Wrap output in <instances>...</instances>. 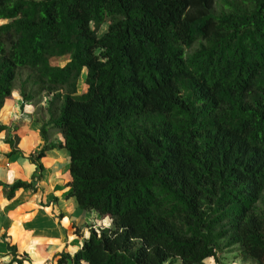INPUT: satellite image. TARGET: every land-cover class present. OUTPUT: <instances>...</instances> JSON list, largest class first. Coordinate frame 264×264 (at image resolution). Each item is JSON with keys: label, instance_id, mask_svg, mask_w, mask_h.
I'll list each match as a JSON object with an SVG mask.
<instances>
[{"label": "trees", "instance_id": "1", "mask_svg": "<svg viewBox=\"0 0 264 264\" xmlns=\"http://www.w3.org/2000/svg\"><path fill=\"white\" fill-rule=\"evenodd\" d=\"M0 21V109L47 97L37 158L66 148L68 195L110 216L57 264H264V0H0Z\"/></svg>", "mask_w": 264, "mask_h": 264}, {"label": "crops", "instance_id": "2", "mask_svg": "<svg viewBox=\"0 0 264 264\" xmlns=\"http://www.w3.org/2000/svg\"><path fill=\"white\" fill-rule=\"evenodd\" d=\"M43 114L34 102L23 103L18 89L0 109V126H7L0 130V182L33 183L31 188L16 189L12 197L0 184V264H57L62 252L73 255L81 247L90 234L89 223L101 216L80 208L76 198L68 195L66 148H51L37 158L46 143L41 133ZM62 139L57 130L48 135L49 141ZM201 264L256 263L228 252L219 254V261L209 257Z\"/></svg>", "mask_w": 264, "mask_h": 264}, {"label": "rangeland", "instance_id": "3", "mask_svg": "<svg viewBox=\"0 0 264 264\" xmlns=\"http://www.w3.org/2000/svg\"><path fill=\"white\" fill-rule=\"evenodd\" d=\"M1 22V21H0ZM107 22H105L104 24H102L99 29H98V33L99 34H102L106 29H107ZM71 57L70 54H67V55H63V56H53L51 57L50 61L52 64H63L66 60H68L69 58ZM79 84H80V89L81 90H84L87 88V85L84 84V78L82 77L79 81ZM47 102V99L45 96H42V98L38 99L37 101L34 102V105L36 107H40V105L42 104H45ZM55 134H57V132H55ZM59 134H57L58 136ZM95 221V222H94ZM93 223H97V225H99L100 227H105V226H108L110 225V219L108 218H104L103 219V216L101 215L100 217L98 218H95V219H92V221L89 223L90 226H92Z\"/></svg>", "mask_w": 264, "mask_h": 264}, {"label": "built area", "instance_id": "4", "mask_svg": "<svg viewBox=\"0 0 264 264\" xmlns=\"http://www.w3.org/2000/svg\"><path fill=\"white\" fill-rule=\"evenodd\" d=\"M95 222V221H94ZM91 227H100L97 223H93Z\"/></svg>", "mask_w": 264, "mask_h": 264}]
</instances>
